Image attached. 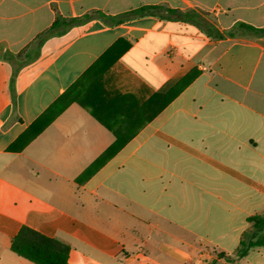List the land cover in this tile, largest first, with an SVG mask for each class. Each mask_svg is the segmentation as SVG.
Wrapping results in <instances>:
<instances>
[{
  "label": "crops",
  "instance_id": "1",
  "mask_svg": "<svg viewBox=\"0 0 264 264\" xmlns=\"http://www.w3.org/2000/svg\"><path fill=\"white\" fill-rule=\"evenodd\" d=\"M145 5L264 28V0H0V264H34L10 248L23 226L69 264H264L237 256L264 216V38L162 12L41 40L58 16Z\"/></svg>",
  "mask_w": 264,
  "mask_h": 264
},
{
  "label": "trees",
  "instance_id": "2",
  "mask_svg": "<svg viewBox=\"0 0 264 264\" xmlns=\"http://www.w3.org/2000/svg\"><path fill=\"white\" fill-rule=\"evenodd\" d=\"M162 12H166L168 16H173L178 21L189 22L196 25L211 39H225L226 37L243 39L264 38V28H257L244 22H238L229 30L221 32L204 15H200L195 11L182 12L181 10L167 9L163 6L145 5L116 16L105 15L98 11L71 19L58 16L50 29L41 36V40L58 31H64L76 25H82L96 18L113 26L130 18L150 15H156L165 19L166 16L163 15ZM15 74L16 72H14V76ZM194 79L195 76L191 74L183 78L171 90L169 95L170 98L174 99L177 97ZM119 147L120 145H117L116 142L77 180L80 181L81 179L91 177L102 164L115 155ZM248 221L251 223V229L244 232L242 235L240 246L237 250V256L239 257H244L247 255L248 251L254 247L264 246V235L261 234L264 231V216L256 215L250 217ZM10 248L15 254L34 264H69L68 261L71 251L69 244L57 238L45 236L27 226H23L11 240Z\"/></svg>",
  "mask_w": 264,
  "mask_h": 264
}]
</instances>
